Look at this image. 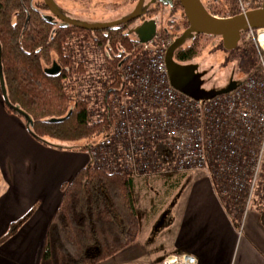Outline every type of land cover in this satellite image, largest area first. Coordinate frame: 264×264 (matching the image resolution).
Wrapping results in <instances>:
<instances>
[{"label":"built area","instance_id":"built-area-1","mask_svg":"<svg viewBox=\"0 0 264 264\" xmlns=\"http://www.w3.org/2000/svg\"><path fill=\"white\" fill-rule=\"evenodd\" d=\"M234 1L236 12L231 6L230 14L211 13L217 17L246 14L264 3ZM261 31L264 28L242 34L258 47L257 67L234 91L208 100H197L171 84L166 65L174 40L170 32L158 29L151 41H135L129 51L120 47L114 53L110 45L106 47L108 60L118 58L119 63L107 75L102 99L91 110L95 119L106 116L108 127L83 145L90 163L136 179L203 172L221 200L244 217L253 208L264 164ZM115 80L120 85L109 86ZM163 264H197V260L191 254L176 253L167 255Z\"/></svg>","mask_w":264,"mask_h":264},{"label":"trees","instance_id":"trees-1","mask_svg":"<svg viewBox=\"0 0 264 264\" xmlns=\"http://www.w3.org/2000/svg\"><path fill=\"white\" fill-rule=\"evenodd\" d=\"M31 1L0 0V42L10 99L33 117L38 136L88 142L108 127V120L106 116L95 119L91 115V102L75 93V74L86 72L84 63L76 61L77 33L69 27L58 29L52 36L53 25L32 8ZM232 4V12H236L234 0ZM25 7L31 17L22 36L27 19ZM179 9L182 8L177 4L173 13ZM112 41L110 48L114 53L120 47L129 51L135 46V40L127 36L115 37ZM103 45L99 43L97 50L101 51ZM199 50V43L194 42L176 59H191ZM54 57L63 66L57 75L47 72ZM118 60L110 62L109 68L113 70ZM119 85V80H115L109 86ZM4 106L8 112L15 113ZM70 111L71 115L64 121H47L64 118ZM77 149L84 150V147L80 145ZM186 174L159 175L156 179H166V185L178 188ZM137 181L92 163L79 170L72 181L62 186V200L49 223L39 264H98L132 245L139 234L134 198ZM142 181L146 182L147 178ZM259 187L264 188V177ZM230 207L234 218L241 221V214L236 215ZM260 213L264 222V211Z\"/></svg>","mask_w":264,"mask_h":264},{"label":"crops","instance_id":"crops-1","mask_svg":"<svg viewBox=\"0 0 264 264\" xmlns=\"http://www.w3.org/2000/svg\"><path fill=\"white\" fill-rule=\"evenodd\" d=\"M4 105L1 95L0 118L15 125L0 126V155L4 156L8 173L10 170L9 176L3 174L6 185L0 191V239L8 235L16 220L25 214L36 215L15 229L9 242L11 252L19 256L17 260L2 258L5 264H38L49 223L62 200V186L72 181L90 163V158L75 153L78 150L40 142L28 132L25 122ZM190 173L195 176L172 198L161 227L155 225L152 217L163 213L158 207L162 200L158 206L153 204L154 208L150 203L148 236L142 239L139 220L137 240L99 264H163L167 255L176 253L193 255L197 264H264V222L257 206L238 221L222 202L212 180L203 172ZM152 179L156 177L147 181ZM153 228L157 234L167 232L165 245L156 257L148 254L155 243L150 235ZM26 246L33 251L20 253Z\"/></svg>","mask_w":264,"mask_h":264},{"label":"rangeland","instance_id":"rangeland-1","mask_svg":"<svg viewBox=\"0 0 264 264\" xmlns=\"http://www.w3.org/2000/svg\"><path fill=\"white\" fill-rule=\"evenodd\" d=\"M204 5L206 6L207 0H202ZM221 2V5L217 10H210L212 13H216L219 15H227L229 13V9L232 4V0H219ZM56 2L63 7L64 9L86 19L90 20H105L108 18H117L120 16L125 15L129 11L131 12L133 10V7L135 6L134 1H123V0H56ZM42 3V0H35L34 4L36 7H41L40 4ZM207 7V6H206ZM182 8V7H181ZM43 12L48 14V11L44 10ZM184 17V20L182 19V15ZM16 17V16H15ZM152 18H155V16H152ZM158 21V29L159 31H166V28H171V30L175 32H180L184 30L183 26L178 28L176 30V26L178 23H181L182 25L187 22V19L184 15L183 9H179L177 12L173 13L170 9V7H164L162 6V9L158 13L157 17ZM169 20H177L175 28L170 27L171 22ZM174 22H172L173 24ZM188 23V22H187ZM175 25V24H174ZM241 42L237 49L235 51H226L222 47L221 39L217 37L212 36H206L202 35V37L195 42L199 43L200 50L195 56V63L201 62L203 63V68H213L216 70L218 78H222L223 82L225 81V78L233 72V68L236 67V70L234 69L235 73V79H245L248 74L253 70V68L257 67L259 62V56H258V47L256 44L250 40L245 41V36L242 35ZM81 55H86L85 57H79L82 61H84L85 66V73H76L75 80H77V90L75 93L79 92V96L89 98V100L92 102L93 107H95V104L99 99H102L103 96V89L105 88L104 82H107V79L109 78L108 74L112 70V68H109V62H107L102 54H93L90 51H93V49L90 48V50L84 51L81 50ZM80 56V55H79ZM87 56V57H86ZM239 60V61H237ZM54 62H57L54 57ZM79 62H77L78 64ZM237 64V65H236ZM51 64L48 66V68H52ZM104 66V67H103ZM108 75V76H107ZM227 75V76H225ZM78 94V93H77ZM1 90H0V96H1ZM15 116L23 120L25 122V119L17 115ZM26 124V122H25ZM13 126L14 123L9 122L8 120L1 119L0 118V126ZM45 139L69 146H80L84 145L86 143L85 140L82 141H61L57 139H53L50 137H45ZM78 150V149H77ZM75 153L85 154L88 155L87 150H78ZM76 154V155H77ZM89 156V155H88ZM41 158V155L40 157ZM5 173V174H4ZM4 175L9 176V173L6 169V166L4 164V156L0 155V191L4 188L5 181H4ZM195 176L194 173H190L186 175L183 180L182 184L178 188H172L168 185H166V179H152L148 180L147 182L142 181V179H138L137 185L134 192V198L136 202V206L138 209V218L141 221L142 226V239L145 236H148L149 233H147V218L152 217V214L149 213L150 210V203L152 204V207L158 206L160 204L161 200L164 201L162 206H158L164 211H161L163 213L157 214L152 217V219L155 221V225L158 223L157 227H161L163 224L162 222L165 220L164 213H167L166 211L170 209L172 198H175L176 194L181 193V191L184 190L186 185L190 182L191 178ZM264 177V164L263 168L260 170L257 186H256V195L253 198V208L257 206L259 211H264V188L259 187V183L261 181V178ZM172 178H176L173 176ZM165 199V200H164ZM154 204V206H153ZM164 205V206H163ZM35 213L25 214L21 219L16 220L12 225L11 231L8 232V235L0 239V264H5V260L2 258L3 256L8 257L9 259L17 260L19 257L17 253H12L10 248L8 247L9 242L12 240L13 236L16 234L15 232L26 222H28ZM16 229V231H15ZM151 237H153L152 241L155 242L153 246L151 247V251L148 253L151 256L156 257L160 251V248L165 245V238L167 237V232L161 231L160 234L156 233V230L154 231V228L152 229L150 233ZM144 241V246L145 245ZM25 250L33 251L31 246H26L24 249L20 251V253L23 254ZM159 250V251H158ZM34 253V252H33ZM40 259V257H39ZM30 258L28 259V261ZM21 261V260H20ZM39 264V260H38ZM99 264V263H98Z\"/></svg>","mask_w":264,"mask_h":264},{"label":"water","instance_id":"water-1","mask_svg":"<svg viewBox=\"0 0 264 264\" xmlns=\"http://www.w3.org/2000/svg\"><path fill=\"white\" fill-rule=\"evenodd\" d=\"M123 1H137V4L132 12L124 16L118 22L120 24L136 20L150 12L148 7L157 1L162 2L164 5L173 6L172 0H152L149 4L145 5V0H123ZM46 6L50 9L53 15H44V19L52 23V18L59 17L64 23L61 27L69 25L87 29V30H104L111 27L112 24H103L100 22H88L80 20H72L65 16L64 12L56 4L54 0H44ZM183 9L184 15L188 22V27L177 37L174 38L166 53V65L170 77L171 84L182 93L189 95L197 100H208L216 96L230 93L243 84L244 79L231 78L230 81L220 88H209L204 86L203 76L206 72L199 71V64L195 62L181 63L176 60L177 50L183 46L189 39H195L199 35H206L217 37L221 39L222 47L226 51H233L239 46L242 34L249 29L264 28V3L255 9L248 11L246 14H235L228 17H217L212 14L204 5L202 0H179ZM27 12V19L24 24L22 36L24 35L29 21L30 12L25 7ZM158 21L156 18L145 19L141 24L128 30V35H133L136 42L146 43L151 41L158 30ZM56 29L52 31L54 35ZM166 31L168 29L166 28ZM127 58H125L126 60ZM60 67L54 65L48 68L47 72L50 74H58ZM0 90L4 99V103L10 110L25 119L26 128L28 132L40 142L59 149H77L78 146H69L64 144L49 141L43 137L38 136L34 131L35 121L33 117L24 111L19 105L12 103L8 94L4 67H3V46L0 42ZM72 111L64 118H51L48 122H61L66 120Z\"/></svg>","mask_w":264,"mask_h":264},{"label":"flooded vegetation","instance_id":"flooded-vegetation-1","mask_svg":"<svg viewBox=\"0 0 264 264\" xmlns=\"http://www.w3.org/2000/svg\"><path fill=\"white\" fill-rule=\"evenodd\" d=\"M34 1L35 0L31 1V3H32L31 6H32V8L34 10H36L38 13H40V15L42 16L43 19H44V15H53L52 12L50 11V9L46 6L44 0H42V3L40 4V6H41L40 8L35 6ZM54 1L56 2V0H54ZM151 1L152 0H145V5L149 4ZM172 1H173V6L164 5L160 1H157L156 3H152L148 7V9H150V12L148 14H146V15H144V16L136 19V20H133V21L129 22L128 24H126V23L120 24L118 21L121 20L124 16L128 15L130 13V11L128 13H126L125 15L117 17L115 19L114 18H108V19H105V20H90V19L82 18V17H80V16H78V15H76V14H74V13H72V12L66 10V9H64L63 7H61L56 2V4L60 7V9L63 10L65 16L67 18H69V19L80 20V21H88V22H100V23H103V24H112V25L108 29H104V30H87V29L78 28V27H75V26H72V25H69V26H66V27H61V24L64 23V21L61 20L59 17L52 18V20H51L52 23H50V24L53 25V27L56 29V31L58 29L71 27V28L74 29V32L77 33L78 37H76L77 39H76V44H75V48H76L75 54H76V61L77 62L84 63V61L79 59V57H85V55L87 53V52H85V55H81L80 49L84 50V51H87V50H90V48H91V49H93V51H90L91 53L97 54V55L102 54L101 56H103L104 59L107 62H109V63L112 62L113 63L115 58L112 57V58H110L112 61H109L108 60V54H107L108 53V49H106V47H109L111 42H113L112 41L113 38L127 36V37H130L131 39L135 40L133 35H128V33H127L128 30L130 28H134L137 25L141 24L145 19L152 18V16H155V18L158 19L157 18L158 17V13L162 9V6L170 7L171 11L173 12V8L177 4H180V2H179V0H172ZM134 2H135V6H136L137 1H134ZM206 3H207L206 4L207 9L209 11L210 10H212V11L213 10H217L219 8V6L221 5V2L219 0H207ZM135 6L133 7V9L135 8ZM42 8H44V10L48 11V14L44 13ZM26 14H27V12H26ZM182 19L184 20L183 15H182ZM171 21L174 22V23L172 24ZM169 22H171V24H170L171 26L170 27L175 28L176 22H178V21L177 20H169ZM181 26H183V28L185 30L188 27V23L186 22V25L185 24L182 25L181 23H178L177 26H176V30L178 28H180ZM167 29H168L167 32H170V35H171L172 38H175V37H177L178 35L181 34L180 32H175V31L171 30V28H167ZM56 31H55V33H56ZM201 37H202V35H199L195 39H189L183 46H181L177 50L176 56H178V54L187 52V50L191 48L192 44L196 40L200 39ZM101 42L105 43V46L104 45L102 47L100 46L102 48V50L99 51V50H97V48H98L99 43H101ZM82 44H87L88 46L86 45L85 47H83ZM235 50H233V51H235ZM229 52H231V51H229ZM195 59H196L195 56H193L191 59H184V60L183 59H178V62L191 63V62H194ZM237 61H239V60H237ZM198 64H199V71L200 72H206V74L203 76V79H204V86L207 89L214 88V87H216V88L223 87L230 81L231 78H234L235 75H237L235 73V71H234V69L236 70V67H235V68H233V72H231L228 76L225 75L227 77L225 78V81L223 82L222 78H220V77L218 78L217 73L215 72L216 70H214L213 68H211V69L210 68H207V69L203 68V63H201V62H198ZM54 65H58L60 67V70L58 72V74H59L63 70V66L61 64H59L58 62H54L52 67H54ZM53 75H57V74H53Z\"/></svg>","mask_w":264,"mask_h":264},{"label":"bare ground","instance_id":"bare-ground-1","mask_svg":"<svg viewBox=\"0 0 264 264\" xmlns=\"http://www.w3.org/2000/svg\"><path fill=\"white\" fill-rule=\"evenodd\" d=\"M264 34V31H261ZM261 42L264 44V35L261 36Z\"/></svg>","mask_w":264,"mask_h":264}]
</instances>
